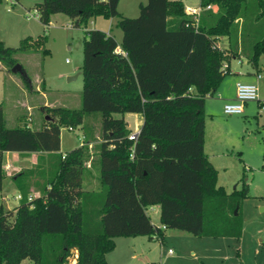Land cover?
I'll return each instance as SVG.
<instances>
[{"label": "trees", "instance_id": "obj_1", "mask_svg": "<svg viewBox=\"0 0 264 264\" xmlns=\"http://www.w3.org/2000/svg\"><path fill=\"white\" fill-rule=\"evenodd\" d=\"M118 3L40 0L33 8L43 32L17 47L0 40V61L11 69L19 53L49 52L53 14L84 28L80 108L42 106L48 119L40 127L27 121L7 127L0 102V190L4 152H48L49 165L37 196L29 194L26 181L33 169H25L14 177L18 204L5 209L0 203V264H69L71 250L77 251L76 264H107L115 237L157 234L161 240L158 224L197 237L242 236L248 185L227 193L217 184V169L204 152L205 100L230 73V60L244 54L247 41V62L257 69L264 53V0H200L212 8L202 10L197 23L182 0H147L136 17L123 16ZM98 16L117 18L120 41L87 29ZM223 37L226 47L220 45ZM95 111L101 114V136L91 148L98 154L101 188L88 191L82 181L90 143L61 153L60 134ZM125 113L143 117L135 140L128 137ZM181 163L186 168L180 175L168 170ZM153 205L159 206L158 224L147 212Z\"/></svg>", "mask_w": 264, "mask_h": 264}, {"label": "rangeland", "instance_id": "obj_2", "mask_svg": "<svg viewBox=\"0 0 264 264\" xmlns=\"http://www.w3.org/2000/svg\"><path fill=\"white\" fill-rule=\"evenodd\" d=\"M39 1L19 0L14 2L12 0H0V40L5 45L17 47L21 39L27 36L36 37L43 32V25L38 18L27 19L25 17L27 11L33 12L34 4ZM192 1L195 2L196 0ZM146 2L147 0H119L118 11L123 16L136 17L139 14V4H145ZM21 4L29 5L26 13ZM57 14V16L65 19L58 18L52 28H47V41L45 43V48L49 51L47 54L43 55L41 51H27L17 54V64L21 66V71H13L12 68L9 69L0 61V102L4 109L7 127H14L25 119L23 115L24 109L16 108L17 113L13 110L12 104L18 98L25 97L30 99V102L35 105L32 109V115L44 119L46 115L41 108L44 101L41 91L46 92L48 100H57V103L60 104L58 106L75 109L81 107L83 85L81 65L84 28L67 27L65 22L67 21V24H70L72 23L71 19L62 13ZM98 20H101L103 27L117 41L120 40L122 31L116 27L117 18H112L111 22L103 17H99ZM262 23V19L258 21L259 25H262ZM220 45L225 46L223 39H220ZM244 48L242 58L247 64V55L251 51L250 42L247 41ZM245 64L243 67L247 66ZM247 67L253 74H261V78L257 81V86L258 95L264 102V53L259 57L257 69L252 67L250 63H248ZM229 78H231L230 75H226L223 80ZM15 85H18L16 89ZM36 87L39 90H35ZM227 95H233L231 88L227 89ZM224 103L225 100L220 98L217 92L212 96H208L205 100L204 152L217 169V184L222 185L227 193H230L234 188L240 189L243 182L248 185L249 197L243 199L241 212L243 222L244 217L248 218L247 230H257L258 243L260 238L264 240V210L260 211V207H264V168L262 167L264 165V104L256 100L247 101L244 103L241 114L229 115L223 111ZM125 114L126 119L130 123L131 132H137L135 131L137 121L133 120L127 113ZM15 116H17V119H15ZM114 116L120 117V114L114 113ZM100 136L101 114L96 111L86 112L81 125L72 130L67 127L61 129V150L69 151L79 146L82 140L84 141L83 143L86 141L90 145L95 144L100 141ZM183 164L181 163L178 167L168 165V170L176 171V174L180 175L186 168ZM85 165L92 176H98V154L91 146H89V157ZM86 173L87 171L84 172V175ZM15 204H18L17 201L10 196L9 200L4 202V208L11 209ZM148 212L151 221L157 222L158 214H154L152 211ZM254 214H257V217H253L255 216ZM168 232H176L190 236V238H201L177 229H168ZM196 243L190 240L184 241L182 253L185 257L192 256L191 249H196V245L203 246L202 248H206V252L210 254L215 247H211L210 244L204 246V244L199 242ZM245 245H247V239H245ZM262 245L264 246V244ZM170 247L174 254H177V249L180 245L171 244ZM130 249L129 243L119 242L115 249L114 257L117 261L144 264L140 260L141 255L138 256V260L130 259ZM262 252L264 253V248ZM145 253L147 251H144ZM158 256L159 249L155 248L154 253L148 257L162 264L163 261L162 259L159 260ZM21 264L31 263L23 261ZM177 264H188V261L184 259L178 260Z\"/></svg>", "mask_w": 264, "mask_h": 264}, {"label": "crops", "instance_id": "obj_3", "mask_svg": "<svg viewBox=\"0 0 264 264\" xmlns=\"http://www.w3.org/2000/svg\"><path fill=\"white\" fill-rule=\"evenodd\" d=\"M21 6L25 9V13H26L29 5L21 4ZM57 15L58 14L56 13L51 16L48 27L52 28L54 23L57 22L58 18L65 19ZM99 17L100 16L91 18L87 23V29H100L110 34V32H108V30H106V28L103 27L101 20H98ZM109 21L111 22L112 18H109ZM67 23L68 22L66 21L65 24L67 27H73L71 23L70 24ZM221 39L224 40L226 47L227 46L226 38L223 37ZM244 64L245 62L242 56L238 58L233 57L229 62L230 73L228 75H230L231 78L227 80H223L220 87L216 91L218 93V96L223 100H225V103L234 99L235 84L237 81H241V82L256 81L255 74L250 72V70L247 67L248 63L245 64L247 65L246 67H243ZM14 87L16 89L18 85H15ZM222 87H224L223 90ZM228 88H231L233 90V95L231 96L227 95ZM35 90H39L38 87H36ZM41 92L44 98L41 108L42 106L51 107V106L60 105L57 103L58 102L57 100H48L45 91H41ZM30 101H31L30 99H27L25 97L18 98L14 100L12 107L15 113H17L16 108L18 109V107L24 109V113H23V115L25 116L24 121H27L30 126H35L36 128H38L42 125L43 119L42 117L37 118L32 115V109L35 107V105H33ZM258 101L261 102V104H264L263 100H261L260 97L257 100V102ZM3 113H4V109H3ZM127 115L131 116L133 120L137 121V128L135 131L137 130L139 131L140 126L142 124L141 121H143L142 115L140 113H127ZM46 116L44 117V119L47 120ZM124 118L128 123L127 124L128 127H130V123L126 119V114ZM15 119H17V116H15ZM59 152L61 153L66 152V150L65 151L61 150V138H60ZM47 155L48 152H42V151L4 152L2 164H3V169L5 171V178L3 180L2 189L0 190V202L1 204H3V206H4V202L9 200L10 196L18 203L17 195H19V191L14 182V177L22 170L33 169V171L26 178L27 179L26 181L29 183V192H30L29 194L31 196H37L39 194V190L37 189L36 186L38 185V183H42V181H44L45 177L47 176V168L49 166ZM86 171L87 173L86 175H84L82 181V188L88 191H99L101 185L98 176L97 177L92 176L89 169H87ZM151 207L153 208L151 211L154 214H158L159 217V206L153 205ZM263 210L264 207H260V211ZM254 215L255 216L253 217H257V214ZM247 219H248L247 217H244L243 232L240 238H233V237H218V238L203 237L202 238L201 237L196 239V238H190V236H185L183 234H178L176 232L170 233L168 232V229L164 230L163 238L161 240H154L146 235H140L135 237H115L114 238L115 248L111 252L106 254L107 264H130L129 262L126 261H117L116 258L114 257L115 249L117 248L119 242L129 243L131 247L130 259L138 260V256L141 255L140 260H142L144 264H159V262H156L155 259L148 257L150 254L154 253L155 248L159 249L158 258H160L159 260L162 259L163 261L162 264H177L178 260H182V259L187 260L188 264H264V253L262 252L264 248V246L262 245L264 244V240L260 238L257 243V230L254 231L247 230L248 228ZM152 223L158 224V221ZM245 239H247V245H245ZM188 240L192 241L193 243L199 242L201 244H204V246L210 244L211 247L213 246L215 247L213 248V252L210 254L206 252V248H202L203 246L200 247L196 245L197 246L196 249H191L192 256L185 257L182 253L183 250L182 244H184V241H188ZM171 244L180 245V247H178L177 249V254H174V251L171 254L167 253V249L171 248L170 247ZM144 251H147V253L144 254ZM24 261L27 262V260Z\"/></svg>", "mask_w": 264, "mask_h": 264}, {"label": "built area", "instance_id": "obj_4", "mask_svg": "<svg viewBox=\"0 0 264 264\" xmlns=\"http://www.w3.org/2000/svg\"><path fill=\"white\" fill-rule=\"evenodd\" d=\"M184 3V10L187 14L192 15L194 19L196 20L195 22L197 23L198 17L201 13L202 10L205 9H211L212 5L208 4L205 7H202L200 5V0H196L193 2L192 0H182ZM36 17L38 18V10L33 9V12L27 11L26 13V18H32ZM261 78L260 73L255 74V79L258 81ZM241 82L237 81L235 84V97L232 101H228L223 105V111L226 114L232 115V114H241L243 112L244 108V103L247 101L251 100H258L259 95H258V86L257 82ZM69 130H72L69 128ZM137 132H131L129 134V138L135 140L138 134ZM83 140L81 141L80 145L83 144ZM89 146H91L89 144ZM64 156V155H63ZM20 195H17V199L19 200ZM31 197H29L30 199ZM153 208L150 206L147 211H151ZM158 228L161 230H166V226L163 224H158ZM153 239L154 240H160V237L157 236V234H153ZM167 253L171 254L173 253L172 248L167 249ZM72 257L70 259L69 264H76L77 261V251L76 250H71Z\"/></svg>", "mask_w": 264, "mask_h": 264}, {"label": "water", "instance_id": "obj_5", "mask_svg": "<svg viewBox=\"0 0 264 264\" xmlns=\"http://www.w3.org/2000/svg\"><path fill=\"white\" fill-rule=\"evenodd\" d=\"M12 70L15 71V70H18V71H21V66L19 64H15L13 67H12ZM46 118L48 119V116H46ZM236 213V210L234 211Z\"/></svg>", "mask_w": 264, "mask_h": 264}]
</instances>
